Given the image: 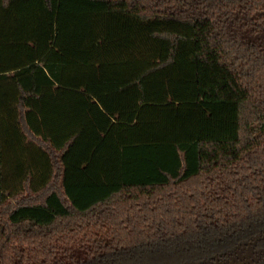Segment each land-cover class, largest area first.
Wrapping results in <instances>:
<instances>
[{
  "label": "trees",
  "instance_id": "1",
  "mask_svg": "<svg viewBox=\"0 0 264 264\" xmlns=\"http://www.w3.org/2000/svg\"><path fill=\"white\" fill-rule=\"evenodd\" d=\"M0 264H264V0H0Z\"/></svg>",
  "mask_w": 264,
  "mask_h": 264
}]
</instances>
